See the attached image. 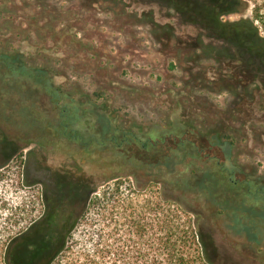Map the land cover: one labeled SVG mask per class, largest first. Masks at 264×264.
<instances>
[{"label":"rangeland","instance_id":"obj_1","mask_svg":"<svg viewBox=\"0 0 264 264\" xmlns=\"http://www.w3.org/2000/svg\"><path fill=\"white\" fill-rule=\"evenodd\" d=\"M196 1L189 6L202 9L207 5ZM242 1L248 4L246 9L240 7V13L226 17L227 21L254 19L256 1ZM166 3L0 0V38L11 56L23 55L33 67L46 69L55 85L66 87L63 104L72 111L82 109L80 103L90 108L88 100L99 93L101 96L93 99L98 101L101 112L139 135L175 126L187 130L199 145L214 143L213 138L219 136L218 146L229 148L231 154L218 150L217 160L225 162L229 169L239 166L237 176L257 180L263 186V68L255 62L241 61V56L233 57L239 60L235 61L229 55L233 53L231 41L217 39L214 29L190 27L185 15L168 8ZM173 4L180 8L183 5L179 0ZM256 24L264 37V24ZM241 64L251 72H243ZM17 96L25 106L36 109L37 127L23 126L16 136L18 133L46 143L44 147L35 143H16L18 147L0 143V154L5 157L13 159L21 153L24 170L32 181V186L16 189L13 184L19 175L9 176L4 193L10 203L4 212L11 219L17 204L37 202L43 183L54 187L65 201L71 198L73 187L82 194L88 187L96 188L102 195L119 185L123 194L120 200H124L130 196V188L136 190L131 197L146 199L164 186L155 184L154 176L166 167L154 169L148 152L127 148L89 154L78 144L46 131V120L55 123L60 115L50 96ZM226 134L234 137L232 147L223 138ZM137 185L145 189L137 190ZM258 185L251 184V206H260L259 194L253 191ZM30 215L34 219L39 211ZM30 221H24V226ZM237 225L236 220L225 219L217 221L211 230L206 228L214 264H264V245L249 241L238 232Z\"/></svg>","mask_w":264,"mask_h":264},{"label":"trees","instance_id":"obj_2","mask_svg":"<svg viewBox=\"0 0 264 264\" xmlns=\"http://www.w3.org/2000/svg\"><path fill=\"white\" fill-rule=\"evenodd\" d=\"M255 1L254 19L240 18L214 30L231 41L232 58L241 56V61L258 63L264 72V37L256 24H264V0ZM227 2L238 13L240 7L248 6L242 0H216L215 4ZM17 54L0 50V143L45 146L44 140L16 136L23 126L37 127L36 109L25 106L17 95L43 93L60 112L55 123L46 120V131L51 135L78 144L89 154L135 148L148 152L154 169L163 165L166 170L154 176V183L164 186L146 199L131 197L136 190L130 188V196L120 200L122 188L117 184L102 195L96 188L88 187L82 194L73 187L71 198L65 201L54 187L43 183L37 202L17 204L13 208L18 213L11 219L4 212L10 203L4 193L9 176L19 175L13 184L16 189L30 187L32 181L24 170L21 153L13 159L0 154V264H214L206 228L211 230L225 219L236 220L238 232L264 245V184L237 176L239 166L229 169L217 160L218 150L231 154L229 148L218 146L219 136L213 138L214 143L199 145L187 130L173 125L165 131L155 128L139 135L101 112L93 99L100 97L99 93L88 100L90 108L80 103L82 109L72 111L63 104L66 87L55 85L46 69L33 67ZM241 66L243 69L238 68L243 72H251ZM223 138L229 147L234 145L231 134ZM199 163L206 166L201 168ZM256 183L259 185L253 191L260 197L258 207L249 203L251 184ZM136 189L145 188L137 185ZM37 210L39 216L32 219L30 214ZM28 218L31 221L24 226Z\"/></svg>","mask_w":264,"mask_h":264},{"label":"flooded vegetation","instance_id":"obj_3","mask_svg":"<svg viewBox=\"0 0 264 264\" xmlns=\"http://www.w3.org/2000/svg\"><path fill=\"white\" fill-rule=\"evenodd\" d=\"M174 0H165L167 2V7L170 9H175L179 11L183 16L185 15L186 20L185 23L188 24L190 27L195 28H207V29H214L216 27H223L229 22L226 20V17L237 16L239 13L233 10L230 2L223 6L215 4L216 0H201L205 2L204 7L202 9L196 8V6H189L194 2H198L196 0H179L183 5L181 8L179 6L172 5ZM177 1V0H176ZM217 39H224L228 40L222 35H218Z\"/></svg>","mask_w":264,"mask_h":264}]
</instances>
